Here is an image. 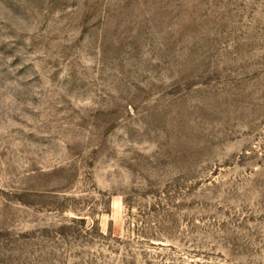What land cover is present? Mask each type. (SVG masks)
<instances>
[{
	"label": "rangeland",
	"instance_id": "1",
	"mask_svg": "<svg viewBox=\"0 0 264 264\" xmlns=\"http://www.w3.org/2000/svg\"><path fill=\"white\" fill-rule=\"evenodd\" d=\"M0 264H264V0H0Z\"/></svg>",
	"mask_w": 264,
	"mask_h": 264
}]
</instances>
